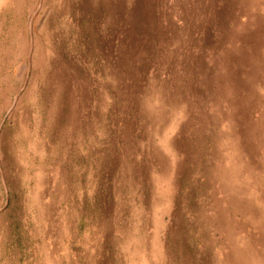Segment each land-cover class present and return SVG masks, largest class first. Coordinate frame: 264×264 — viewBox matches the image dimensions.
I'll list each match as a JSON object with an SVG mask.
<instances>
[{"label": "rangeland", "instance_id": "rangeland-1", "mask_svg": "<svg viewBox=\"0 0 264 264\" xmlns=\"http://www.w3.org/2000/svg\"><path fill=\"white\" fill-rule=\"evenodd\" d=\"M0 264H264V0H0Z\"/></svg>", "mask_w": 264, "mask_h": 264}]
</instances>
